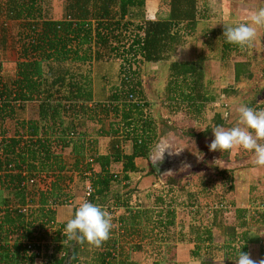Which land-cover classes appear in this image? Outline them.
<instances>
[{
    "label": "trees",
    "instance_id": "obj_1",
    "mask_svg": "<svg viewBox=\"0 0 264 264\" xmlns=\"http://www.w3.org/2000/svg\"><path fill=\"white\" fill-rule=\"evenodd\" d=\"M196 5V0H166L164 16L148 21L144 16V0H62V19L52 21L43 15L46 12L42 0L0 1V18L18 26L13 43L17 47L15 60L7 71L8 78L1 75L0 59V171L3 173L0 176V264H35L39 256L45 260L44 264H62L67 251L68 264H136L131 261V253L124 252L122 247L114 250L115 240L110 246L100 247L102 249L74 246V242L63 237L66 221L55 222V209L75 201L74 205L78 206L87 184L91 191L86 200L100 204L112 217L114 206L126 209V217L120 215L116 222L124 235L135 241L129 251L139 252L141 248V226L148 225L151 212L144 206L139 211L128 209L126 195L129 191H125L130 183L129 175L133 177L137 172L133 161L146 160L152 151V142L157 140L156 119L150 115L145 99L135 93L138 83L131 78L137 71H130V66L119 71L116 94L109 96L106 102L93 101L90 68L94 64L113 60L128 64L130 59L137 64L167 62L164 102L168 107L164 108L170 114L179 110L177 121L183 123L176 126V130H187L183 133L192 138L194 120L208 103L213 105L216 122L197 137L209 136L217 125L230 127L221 123L218 97L207 90L209 82L204 79V71L208 57L199 52L191 62L171 61L174 50L185 41L184 37L190 36L198 20L205 18V13ZM203 33L202 37L215 36L224 49L233 46L222 40L225 39L223 29L217 32L208 29ZM0 34L3 33L0 31ZM203 44H207V40ZM3 49L5 43L1 37L0 51ZM249 74L248 62L234 63L235 81ZM261 104L254 107L260 110ZM28 107L29 120L24 116ZM95 124L99 127L94 128ZM10 125L13 130L9 129ZM96 135L109 139L104 153L96 146ZM125 143L129 147L127 154L122 150ZM215 153L226 162L229 152ZM117 164H120L119 177L111 171ZM8 165L11 169L4 173ZM93 165L97 166V173H93ZM204 166L216 172L220 181L223 175L230 173L214 165ZM21 169L25 177L20 176ZM87 173L89 176L85 177ZM148 174L153 175L151 168ZM26 178L32 179L33 185L20 187ZM197 179V183L189 186L192 193L179 188L187 195L189 211L194 213L195 219H203L200 210L204 209L196 199L204 204L216 202L218 209L212 210L215 216L218 211L226 210L215 195L212 173L203 171ZM42 184L43 189H40ZM174 185L172 178H167L164 184ZM227 188L231 190L230 184ZM159 202L161 199L157 198L154 203ZM14 206L25 208L24 213L13 209ZM160 213L158 211L157 216ZM237 213L241 214L240 219L246 215L238 225L244 231L236 232L234 227L223 225L221 219L215 221V216L208 225L198 220L196 227H189L198 234L195 240L210 244L215 241L212 228L218 231L217 250L222 251L223 264H233L239 249L242 247L240 251L246 252L250 244L257 245L259 257L263 252L259 234H264V209L237 210ZM169 216L165 212L163 225L158 222L161 228L172 226ZM246 219L248 225H245ZM50 226L54 231L42 233L43 227L50 229ZM25 241L32 245L41 243L44 248L51 242L50 254L44 249L41 252L37 246L27 248ZM168 242L158 244L159 252L172 245ZM196 251H190L192 260L212 264L209 258L201 261ZM167 261L169 258L162 256L153 264Z\"/></svg>",
    "mask_w": 264,
    "mask_h": 264
},
{
    "label": "rangeland",
    "instance_id": "obj_2",
    "mask_svg": "<svg viewBox=\"0 0 264 264\" xmlns=\"http://www.w3.org/2000/svg\"><path fill=\"white\" fill-rule=\"evenodd\" d=\"M196 1L197 9L205 13V18L198 20V24L191 30L192 34L190 36L184 37L186 38L185 41L174 50L171 61L191 62L196 59L199 52L208 57L209 61L206 62L204 71V79L209 82L207 90L218 97L221 123L233 126L236 121L235 107L238 103L249 104L253 107L262 103L259 109L264 110V29H260L257 38L252 42L251 46L244 49L234 45L224 49V45L220 46L216 42L215 36L208 35L207 37H202L203 31L212 29L217 32L221 31L225 25H235L246 21L249 12L258 6L264 5V0ZM165 2L166 0H145L146 6L149 3H153L151 8L147 6L148 13L147 16L144 14L145 19L152 21L158 16H164L166 10ZM42 3L43 11L49 13V9L51 10V0H42ZM16 30V27H14L13 34L17 32ZM7 35L11 37L9 32ZM204 40H207V44H203ZM11 43H14V40ZM14 46L12 44V49ZM15 48L17 47L15 46ZM10 52L9 57H11ZM12 61L13 58H9V61L1 68L3 71L1 75L4 78H8L7 71L10 67L7 64H12ZM245 62H248L249 77L241 76L235 81L233 79L234 63ZM128 66H130V71H137L136 76L133 75V78H131L133 82L138 83L135 90L137 97L145 99L148 103L150 115L156 119L154 133L155 136L157 135V140L155 143L154 141L152 142L153 148L148 157L152 158L157 147L161 150L166 148L164 155L174 161L175 164L173 165L174 170L169 176H162L158 180L154 174H148V168H150L148 158L146 160L136 159L133 161L137 167V172L134 173L133 177L129 175L130 183L127 191H125H129V194L126 195V206L128 209H137L138 211L144 206L151 212L148 225L141 226L143 227L141 229L143 236L141 237L142 240H140L139 246L141 248L139 252L129 251L135 241L125 236L124 230L122 227L119 228V224L116 222V218L120 215L126 217V209L123 208V210L119 206H114L115 209H112L114 211V227L110 238L102 247L110 246V243L115 240L114 250L122 247L124 252L131 253V261H134L136 264H153L162 256H167L170 260L165 262V264H188L192 261L190 251L193 250H197L196 252L201 261L209 258L212 264H223L222 251L217 250L220 241L218 231L212 228L211 235L215 241L213 242L214 244H210V242L195 240L194 238L198 234L193 233L189 229L191 226L196 227L198 220H203V223H207L208 225L212 221L213 216H215L212 210L218 209V207L216 209V202L204 204L202 200L196 199L197 201L199 200L204 209L200 210L203 219L202 217L195 219L194 213L189 211L187 195L181 192L179 188L183 187V190L190 192L191 188L189 186L197 183V178L201 176L203 171L212 173L215 178L214 192L217 200L223 202L226 207V210L217 212L215 221L221 219L224 223L223 225L234 227L236 232L240 230L244 231L245 229L238 228V225L246 218V215L243 214L244 218L240 219L239 215L241 214L237 213V210L247 209L253 212L264 209V169L254 170L251 154L243 150L240 154L238 151H229L226 162H223L222 159L216 156L215 152H210L208 149V145L213 139L212 134L202 138L197 137V135L201 134L208 127L210 128L216 122L213 120L212 104H205L200 110L199 116L194 120L192 138L184 134L187 130H176V126L180 127L183 123L177 121L179 119V110L176 113L173 110L172 114H170L164 108L168 107V104L164 102V91L167 85V62L137 64L135 60L130 59L128 64L121 62V60H113L92 65L90 77L92 79L93 101L106 102L107 98L119 87V71ZM223 90L227 91V93L220 94L219 92ZM88 107H90L89 104ZM29 109V107L26 108V113L24 114L28 120L30 117L28 113L30 112ZM76 125L78 126V124ZM95 127L98 128L99 124H95ZM11 128L13 130L14 127L10 125L9 129ZM82 129L84 130L85 126ZM95 139L96 146L101 148L100 152L104 153L108 147V137L96 135ZM128 148V143H125L122 147L125 154L128 153ZM169 153L173 154L170 155ZM199 154L202 155L199 156ZM64 157L66 159V156ZM184 164H188L190 167L185 169ZM204 164L207 166H217L218 169L230 171V173L223 175L220 181V177L215 176L216 172L211 171ZM139 167L142 169H138ZM92 171L93 173H97V166L93 165ZM111 171L119 177L121 175L120 164L113 165ZM167 178L174 179L175 185L170 187L164 186ZM229 184L231 190L227 188ZM111 190H113V187ZM146 195L147 197H145ZM252 197H256V199L252 200ZM157 198L161 199V202L155 204L154 202ZM74 203L76 201L68 202L67 205L55 209V222L64 221L62 217L68 211L67 209L76 206ZM192 208L195 209L194 207ZM204 210L206 213H203ZM158 211L162 213L157 216ZM165 212L169 213V220H172L173 224L171 227L163 229L159 223H163ZM245 222V225H248L247 219ZM128 225L126 224V227ZM50 227V229L43 227L42 233L48 234L52 230L54 231L53 226ZM259 237L260 245L263 249L260 257L256 244H250L246 248V252L250 253L253 259L257 260L264 258V234L261 232ZM163 241H169L168 243L172 245L165 249V251L163 249L159 252L160 245L158 244H161ZM208 245L212 248L214 247L213 250ZM51 248V242L46 243L45 248L41 244V252L44 249L46 253L50 254ZM177 249L178 251L176 252ZM34 263L44 264L45 260L38 259Z\"/></svg>",
    "mask_w": 264,
    "mask_h": 264
},
{
    "label": "clouds",
    "instance_id": "obj_3",
    "mask_svg": "<svg viewBox=\"0 0 264 264\" xmlns=\"http://www.w3.org/2000/svg\"><path fill=\"white\" fill-rule=\"evenodd\" d=\"M260 29H264V5L250 11L246 21L225 25L223 37L228 44L244 49L251 46ZM235 113L236 121L233 126L217 125L213 128L209 151L222 153L243 150L251 154L254 170L264 169V110L238 103ZM165 149L155 156L152 163L162 162ZM188 167L190 165L184 164L185 169ZM113 227V217L107 210L98 203L83 200L66 221L63 237L74 242V246L100 248L110 238ZM240 249L233 264H264V258L253 259L250 253ZM192 264H199V261L193 258Z\"/></svg>",
    "mask_w": 264,
    "mask_h": 264
},
{
    "label": "crops",
    "instance_id": "obj_4",
    "mask_svg": "<svg viewBox=\"0 0 264 264\" xmlns=\"http://www.w3.org/2000/svg\"><path fill=\"white\" fill-rule=\"evenodd\" d=\"M0 1L3 2L4 0H0ZM50 5H51V10L49 9V13L48 12L43 13L45 18L49 19V20H52V21L61 20L62 16H63L62 0H51V4ZM147 6H149L151 8V6H153V3H149V4H147ZM147 6H146L145 0H144V14H145V16H147V13H148ZM14 27H16V29L18 27L15 22H11V21H8V20L4 21L3 18H0V31L3 33V34H0V38L4 37V43H5V49H3V51H0V59L2 61V64H1L2 66H4V64L9 61V58L10 59L13 58V61L15 59L16 48L14 46V48L12 49V44L13 43H11L14 40L15 34L17 33L16 32L15 34H13ZM8 32H9V34H11V37H8L9 36V35H7ZM12 51H14V52H12ZM9 52H10V56L11 57H9ZM7 65H8V67H10L9 66L10 64H7ZM67 210L68 211L66 212V214L62 217V218H64V221H67L70 218V216H71V210L72 209H67Z\"/></svg>",
    "mask_w": 264,
    "mask_h": 264
},
{
    "label": "water",
    "instance_id": "obj_5",
    "mask_svg": "<svg viewBox=\"0 0 264 264\" xmlns=\"http://www.w3.org/2000/svg\"><path fill=\"white\" fill-rule=\"evenodd\" d=\"M160 151L161 149L157 147L156 150L154 151V155L152 156V158L148 157L150 168L158 180L161 179L162 176H165V177L169 176L170 174H166V173L172 172L174 170L173 165L175 164V162L172 161L166 155H164L162 162L152 163L153 159ZM164 154H165V151H164ZM68 260H69V252L67 251L66 257L62 264H68Z\"/></svg>",
    "mask_w": 264,
    "mask_h": 264
},
{
    "label": "built area",
    "instance_id": "obj_6",
    "mask_svg": "<svg viewBox=\"0 0 264 264\" xmlns=\"http://www.w3.org/2000/svg\"><path fill=\"white\" fill-rule=\"evenodd\" d=\"M129 98H130V97H129ZM10 169H11V166L8 165V166H6L5 171H3V172H4V173H5V172H6V173H9V170H10ZM2 174H3V173L0 171V176H1ZM19 174H20L21 177H25V176H26V175H25V171H24L23 169H21V171H20ZM84 176H85V177H88L89 174L87 173V174H85ZM32 185H33V180L30 179V178H26V179L23 180V182L20 184V187L32 186ZM43 186H44V185L42 184L40 189H43ZM41 191H43V190H41ZM90 191H91V190H90V187H89L87 184H85V186H84V188H83V198H82L81 201L87 199V197H88ZM81 201H80V202H81ZM13 209L18 210L19 213H24V211H25V208H20L19 206H14ZM25 242H26V244H27V248L34 247V246H37V247H40V248H41V243H40V245H38V244H36V243H33L34 245H32V244L28 243V241H25ZM40 253H41V252H40ZM38 259H41V257L39 256L38 258H35L34 262L37 261Z\"/></svg>",
    "mask_w": 264,
    "mask_h": 264
}]
</instances>
